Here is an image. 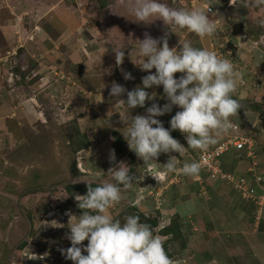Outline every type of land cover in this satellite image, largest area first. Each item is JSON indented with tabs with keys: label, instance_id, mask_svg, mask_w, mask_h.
<instances>
[{
	"label": "crops",
	"instance_id": "crops-1",
	"mask_svg": "<svg viewBox=\"0 0 264 264\" xmlns=\"http://www.w3.org/2000/svg\"><path fill=\"white\" fill-rule=\"evenodd\" d=\"M69 1L71 4L73 3L74 9H78L77 7L80 5L83 13L80 12L81 14L72 18L71 9L65 6L59 17L57 12L52 13L58 8V5L53 1L49 4L50 7L48 8L47 15L40 16L38 7L19 9L25 2L36 4L35 0H0V139H2L3 144H6L5 150L7 151L8 149L6 157L14 163L15 170L26 165L27 162L32 163L35 161V159L30 158V155L28 161L21 156L24 155L26 157V150L29 148L26 139L29 135H37L41 140L43 139L44 147L50 146V152L52 154L56 153V156L61 153L59 146L62 145L59 142V138L52 132L53 128L48 126V121L45 122V124L47 123L46 126H41L39 122H36L38 125L35 123L33 114L38 106L41 105V101L36 96L26 97L25 89H28L27 82L21 81L19 77L16 78L14 76L8 79L9 76H6L8 67L10 66L9 59H21V57L17 56L18 49L24 50L22 51L24 60L28 58L26 59V63L27 61L30 62L29 59L33 58L27 54L26 46L31 41L34 46L30 45V50L34 53V59L37 61L35 63L36 67L42 65L50 69L52 66L56 68L57 65H60L67 68L64 64H69L68 66L71 68L72 64L81 62L83 66L84 64L86 66L88 60V67L96 66V70L102 71L103 69L101 68H105V70L108 69L111 72V67H114L115 55L112 46L118 47L125 42L130 46H135L133 40L143 39L146 32L154 37L163 25L168 29V26L159 18L148 24L134 20L123 0H100L101 4H98L99 0ZM105 1L108 2L105 3ZM165 3L170 7L193 8L203 6L199 0H165ZM210 3H212L213 12L216 15L213 16V12H208L207 14L210 18H214L218 25L216 34L218 32L220 34L221 32L224 34L227 32H231L229 34H236L232 32V29L238 28L239 23H241L247 29L252 40H258V43L261 45L259 50L256 49L255 45H252V42H250L249 47L245 46L242 50L243 61L247 62L246 60L250 59V63L247 62L249 68L243 69L242 64L239 65L238 62L233 63L235 68H240L238 70L242 71V76H246L248 72L262 70V68L264 70V26L257 23L259 18H264V5H257L255 0H242V2L235 0L234 3H231V0H209ZM36 6L38 5L36 4ZM235 7L238 10H235ZM107 16H111L110 22L112 24L108 22ZM43 18L44 20H42ZM60 19L63 20L65 26L60 24ZM30 20H32L31 23ZM71 23L74 24L72 27ZM82 24L84 26L81 27ZM85 25H87L86 28L82 29ZM53 28L54 31L52 30ZM115 28H120L119 30H121L123 37H128L124 40L125 42H117L119 30ZM174 29L170 26L171 33L182 37V42L188 40L193 46L199 48H206L211 45L212 38L216 35L199 37L195 33L179 28H176L178 33L177 31L172 32ZM80 30H83L84 36L87 37V41L83 44L84 46L80 48L79 46H75L74 39L69 44H66L72 36H78ZM168 35L169 33H167ZM28 36H31V38ZM173 41L168 44L171 45L176 42L175 40ZM177 44L176 42L175 46ZM58 45H63V47L67 45V48L63 49V51H57L55 48ZM104 50L105 52L102 53ZM60 53H63V56ZM101 53V63L93 64V58L99 57ZM41 56H44V58L42 59ZM21 60L23 61V58ZM130 66L132 68V65ZM132 71L136 74V82L131 83V89L140 85L142 76L147 73V71L141 69L138 72H136L137 69ZM99 72H96L98 79H93V84L105 81L106 78L103 76L105 72ZM91 83L86 82V84L90 85ZM10 84L11 87L9 86ZM53 89L56 88L52 87ZM147 91L157 92L158 95L155 99L158 104L162 105L166 102L162 86H154L148 88ZM233 95L234 98L242 100L241 102L245 103L246 106H241L237 114L229 118L237 128L232 127L217 142L225 140L228 137L242 135L250 130L251 125L259 126L257 127L258 130H261L260 127L264 126V92L246 89L243 93L242 90L236 89ZM49 97L51 98V95ZM151 103L152 101H146L143 107L136 106L130 111L133 115L145 114L146 107ZM173 107L176 108L175 112L179 110L176 106ZM103 108L108 107L106 105ZM121 108H123L122 105ZM101 109L99 108L98 111H101V113L103 111L104 113V110ZM175 112L172 110L157 118L165 124L170 121V117ZM261 115H263L262 118L260 117ZM85 117L87 116L83 115V117L77 118L78 122L89 119ZM115 122H121L120 118ZM118 125H122V122L118 123ZM117 127H111V134L113 135H110L111 140L109 143H105L109 147H105V152L104 150H100L99 156H109L110 152L113 151V136H115L118 144H121L123 147L127 145V141L123 137L120 128ZM164 127L168 128L169 126ZM43 130L49 134V137L43 135ZM258 132L256 131L253 138L252 151L254 156L247 154L248 148L246 146L243 149H236L230 146L219 157L218 164L225 171L245 176L248 179V183L252 185L254 183V176L260 175V181L254 183L255 195L261 199L260 202L242 197L229 182L217 177L212 178L204 169H201L195 177H188L178 172L164 174V179L160 183H157L155 187L151 184V188H153L152 195L145 194L142 196V199L139 196L136 197L140 180L137 184L133 183L127 189L121 186V193L124 199L110 209L111 214L123 220L124 217L121 213L124 210L121 206L122 203L125 202L126 204L129 202L131 210L141 220L146 221L147 219L157 217L158 220L156 223L154 222L155 224H151V227H155L160 221L168 223L166 228L169 231L162 233L163 235H167V238L163 239V241H166L170 236L172 238L168 243H164L165 251L170 258L184 256L186 261L183 264H264V133ZM170 134L181 144H184L187 150L182 155L175 151L160 153L155 158L156 161H152L158 164L156 170L163 171L164 163L172 156L177 161V168H180L184 163L192 162L197 154V149L187 147L186 134L181 133L179 130H172ZM20 138L24 142L20 146L22 153L18 154L14 151V146H16L17 140ZM10 147L12 148L10 149ZM42 152L41 146L37 157ZM91 157L96 158L95 160L98 161L97 156L91 155ZM7 159L3 162H7ZM128 159L136 161L135 164H132L133 167L130 172L140 174L141 167L139 164L141 163L139 161L142 159L137 157L134 152ZM95 160H85V158H82L81 166L83 167L84 165L85 172H80L77 168H74L73 164L72 169L74 168V174L87 173L88 167H92L93 165L90 164L94 163ZM20 163H24V165L18 166L17 164ZM45 168H47L46 164ZM108 168H98L97 173L103 172L100 176L96 175L98 183L111 182V177L107 173ZM148 181L152 182L153 180L148 179ZM156 190L159 195L158 193L156 194ZM130 215L135 214L132 212Z\"/></svg>",
	"mask_w": 264,
	"mask_h": 264
},
{
	"label": "rangeland",
	"instance_id": "rangeland-1",
	"mask_svg": "<svg viewBox=\"0 0 264 264\" xmlns=\"http://www.w3.org/2000/svg\"><path fill=\"white\" fill-rule=\"evenodd\" d=\"M35 1L38 6L34 3L28 4L25 2V4H22L19 9L23 10L25 8L38 7L40 16H46L48 8L50 7L49 4L54 1L58 5V8L52 13L57 12L59 17L61 16L65 6H68V9H71L70 13L72 18H75L74 16H78L81 14L80 12H82L80 5L77 7L78 9H74L73 3L71 4L69 0ZM98 2V4H101L100 0ZM107 2L108 1H105V3ZM240 2H242V0H240ZM235 10H238L237 7H235ZM65 12L66 10L63 13L65 14ZM44 18L42 20H44ZM106 18L109 20L108 22L111 21V16H107ZM31 21L32 20H30V23ZM60 24L65 26L63 20L60 21ZM72 25L74 24L71 23V27ZM82 26L84 25L82 24L81 27ZM86 26L87 25H85L82 29L86 28ZM166 28L167 27L163 25L154 37L158 38L163 36L167 31H169ZM119 29L120 28L117 30ZM52 30L54 31V28ZM174 31H177L176 28L173 32ZM118 32L119 37L117 38V42H125L124 40L128 37H123L121 30ZM232 32L236 34H229L231 32H227L225 34L221 32L220 34V32H218V34L212 38L211 45L206 48L208 50L215 51L223 58L229 59L232 63L238 62L239 65L242 64V68L246 70L249 68L248 63H250V59L248 58L246 60L248 63L245 62V60L243 61L242 50L245 46L249 47L250 42H252V45L257 47L254 48L258 50L261 48V45L258 43V40H252L251 36L247 32V29H245L241 23H239L238 28L235 27L234 30L232 29ZM167 33H169L167 36L168 43L170 44L171 42H174L173 40H175L178 43L176 45L178 48L182 43V37L172 34L171 31ZM73 39L74 45L77 47L79 46V48L84 46L83 44L87 41V37L84 36L83 30L78 32V36H72L66 44L72 42ZM133 42L135 45L138 43L137 40H133ZM176 42L169 45V47L175 46ZM30 45L34 46V44L29 41L26 46V52L33 59H29L30 62L27 61L26 63V59L28 58L24 60L22 52L24 50L18 49L17 56L21 57V59L23 58V61L19 58L9 59L10 66L8 67L6 76H10L11 78L14 76L16 78L19 77L21 81H26L28 88L25 89L26 97L36 96V98L38 97V100L40 99L41 105H39L34 112L33 118H35L36 123L38 121L37 117H39L41 120V126H46L47 123L45 124V122H49L48 126L53 128L52 132L55 133V136L59 138V142L62 143V145L59 146L61 153L57 156L56 153L52 154V152H50V146L44 147L43 139L41 140L37 135H29L26 139L27 144L29 145V148L26 150V157L24 155L21 156L28 161L30 155V158L35 159L36 163L35 161L32 163L27 162L26 165H24V163H20L17 165H24L26 167H17L19 169L15 170L14 163L6 157L8 155V149L7 151L5 150L6 144H3L2 139H0V264H49L45 260H42L43 258L48 259L47 256H51L53 258V262H56V264H62L63 262L61 259L63 258L67 263L71 264L72 261L70 259H65V256H63L60 249L69 247L71 243L66 238V233L70 231L68 228L69 214L80 215L82 212V210L77 207L78 202L74 199L73 194L86 193L88 187L87 181L92 184H97L98 178L96 175L100 176L103 173H97L98 168L104 169L112 166L114 162L110 161L109 156H103V158L99 156V151L104 150L105 152V147H109V145L105 143H109L111 140L110 135H113L111 134V127L118 126L117 128L120 129L123 127V124L118 125V123L121 122H115L119 118L118 111H123V108H121V105L115 97H111L109 95V89L111 84L116 82L123 85L127 90H131V83L136 82V74H134L132 70L137 69L136 72H138L140 71V68L132 61V59H135V56L131 59L130 50L132 46L128 44L127 47L123 49L125 55L120 65L116 64L114 55V67H111V72H109L108 69L105 70V68H101L103 69L102 71L96 70V66L88 67V60L86 66L85 64L83 66L81 62L72 64L71 68H69V64H64L67 68L60 65H57L56 68L52 66L50 69L43 67L42 65L36 67L35 63L37 61L34 59V53L30 50ZM66 48L67 45L64 47L63 45H58L55 49L57 51H63V49ZM60 55L63 56V53H60ZM41 58L43 59L44 56H41ZM130 65H132V68ZM259 68L261 69V67ZM236 69L240 70V68ZM98 71H100L99 73H103L104 71L105 73H103V76H105L106 79L105 81H99L98 84H93V79H98L96 73ZM148 71H155V69ZM124 72L131 73L133 78L125 79L123 75ZM240 72L242 73V71ZM181 74L182 73L177 72L174 75L179 76ZM241 78L243 82L238 85V90H242L243 93L246 89H253L256 92H264L263 68L262 70L248 72L246 76L243 75ZM86 82L92 83L90 85L86 84ZM9 86L11 87V84ZM52 87L56 89L52 90ZM133 88L134 87H132V89ZM14 90L16 91V89ZM50 95L51 98L49 97ZM122 98L126 99V92L122 94ZM238 100L241 106H246L245 103L241 102L242 100ZM106 105L108 108H103V106ZM99 108H102L104 113L103 111L102 113L101 111H98ZM172 110L175 112L176 108L173 107ZM83 115L87 116L89 119L78 122L77 118H80L81 116L83 117ZM260 117L262 118L263 115ZM44 118L46 119L45 121H43ZM163 126H169V122L165 124L163 123ZM257 127L259 126L251 125L250 130L244 134L250 133L251 131H253L254 134H256V131H259L258 133H264V126L260 127L261 130H258ZM234 128L237 127L235 126ZM43 135L48 136L49 134L43 130ZM113 137L114 141L112 149L115 153L116 160L120 159L118 161H122L127 159L124 162L127 166H130L131 170L133 167L132 164H135L136 161L134 162L128 158H130L131 154H133V151L129 149L128 144L123 147L121 144L117 143L115 136ZM23 142L22 138H20L17 140L16 146H14V151L18 154L22 153L20 146ZM41 146L43 152L37 157ZM11 148L12 147H10V149ZM91 155L97 156L98 161L95 160L96 158H92ZM77 157H80V159L85 158V160H95L94 163L90 164L93 166L88 167L87 173L74 174L73 170L76 168L75 159ZM5 159L8 161L3 162ZM139 162L141 163L139 164L141 172L140 174H137V172L135 174H144L143 180L144 178L148 180L146 167L149 165L151 168L157 169L156 166L158 164L155 162H149L145 165L143 160ZM45 164L47 168H45ZM73 164L75 167L72 169ZM135 182L137 183L138 181ZM149 182L150 184L155 183L154 181ZM160 182L158 181L157 183ZM142 183V180H140L138 188H141ZM254 183L257 182L255 181ZM152 189L153 188L149 189V187H146L145 189L141 188L140 192L136 194V197L139 195L144 196L145 194L150 196L152 195ZM157 193L158 191L156 190V194ZM140 198L142 199V197ZM256 199L257 202L261 201V199L258 200V197ZM121 207L124 210L121 213L123 214V217L130 215L132 212L136 215V213L131 210L129 202L126 204L125 202L122 203ZM157 220V217H155L147 219L146 221H141L151 226V224H155ZM57 222L58 224H62L63 227L52 225ZM167 224L168 223L163 222L164 227L160 229L158 233L162 234L169 231L166 228ZM156 226L152 228L157 230ZM171 238L172 236H170L166 241H163V245L165 242L168 243ZM81 243L87 244V239ZM82 252L86 254L84 249H82ZM33 254L37 257L36 259L32 258ZM40 254L43 258H39ZM171 259L178 260L180 264H183L186 261L184 256ZM179 263L174 261V264Z\"/></svg>",
	"mask_w": 264,
	"mask_h": 264
},
{
	"label": "clouds",
	"instance_id": "clouds-1",
	"mask_svg": "<svg viewBox=\"0 0 264 264\" xmlns=\"http://www.w3.org/2000/svg\"><path fill=\"white\" fill-rule=\"evenodd\" d=\"M123 2L134 20L145 24L159 18L169 30L171 26L199 37L212 36L218 31L215 19L207 14L212 3L207 8H183L170 7L165 0ZM234 2L231 0V3ZM255 3L264 5V0H255ZM257 23L264 26V18H259ZM136 40L138 43L134 47L132 45L130 57L132 59L135 56L132 61L147 74L142 76L141 84L131 90L116 82L109 89V95L123 106V111H118L123 124L120 131L129 149L145 165L156 161L160 153L175 151L182 155L187 150L185 145L170 134L172 130H179L186 134L188 148L207 150L233 127L229 118L241 108L239 100L233 95L243 82L241 72L229 59L219 56L215 51L195 47L188 40L183 41L178 48L169 47L167 32L158 38L146 32L143 39ZM127 44L112 46L117 65L122 63L125 55L123 49ZM102 53L93 58V64L101 63ZM152 69L155 71H148ZM177 72L182 74L174 75ZM123 75L125 79L133 78L129 72ZM154 86H162L166 101L162 105L155 99L157 92L147 91ZM125 92L126 99L122 98ZM146 101L152 103L146 107L145 114L131 113V109L143 107ZM173 106L179 110L171 116L169 127L166 128L157 117L171 112ZM172 157L164 163L165 175L178 172L195 177L199 174L202 167L199 161L186 162L177 168V161ZM109 159L114 162L107 170L111 182H102L93 187L92 183L85 180L88 182L86 193L73 194L78 202L77 207L83 211L80 215L69 214L70 231L66 233V238L71 243L69 247L61 248V253L73 264H174L165 251L163 238L155 234V230L142 222L138 215H126L121 220L111 214L110 209L124 199L121 186L130 188L135 181L142 180L144 174L138 176L130 172L124 161L116 160L114 151L110 152ZM76 168L85 172L77 164ZM148 173L159 182L163 179L159 169ZM52 225L63 227L58 222ZM86 239L87 244H82ZM32 258L37 257L33 254Z\"/></svg>",
	"mask_w": 264,
	"mask_h": 264
},
{
	"label": "built area",
	"instance_id": "built-area-1",
	"mask_svg": "<svg viewBox=\"0 0 264 264\" xmlns=\"http://www.w3.org/2000/svg\"><path fill=\"white\" fill-rule=\"evenodd\" d=\"M199 1L202 3V5L205 8H207L209 6V0H199ZM213 11H214V8L211 5L209 12H213ZM28 37L31 38V36H28ZM8 79H11V77L9 76ZM37 120H38L37 122L40 123L41 120L39 117H37ZM45 120L46 119L44 118L43 121H45ZM235 126L236 125H233V128ZM254 136H255L254 132L251 131L250 133H246L245 135H242V136L238 135V137H237V135H236V136H233L231 138L228 137L225 140H222V141H219L215 144L210 145L207 148V150L201 151V150L197 149L198 151H197V154L195 155L193 161H199L202 165L201 169H204L210 177H212V178L217 177V178H220L224 181L229 182L233 186V188L235 190H237V192L242 197L257 202L256 198L258 196L255 195V185L254 184L252 185V184L248 183V179L243 175L223 170L221 168V166L218 164L219 163V161H218L219 157L222 155L223 152L228 150L230 146H233L236 149H243L246 146L248 148L247 154L254 156V153L252 151ZM76 161H77L76 162L77 167L80 168L81 170H83V168L81 166V162H80V157H77ZM146 168H147L146 174L148 175L147 179L153 180L155 182V183H153V186H156V183L158 182V180H156L151 174L148 173L151 171H156V169L151 168V166H149V165ZM161 174H162L163 179H164V176H165L164 172L161 171ZM260 179H261L260 175L254 176V182L255 181L258 182V181H260ZM142 182L143 183L141 185V188H144V189L146 187L151 188V184L148 180H146V178H144V180L142 179ZM141 188H138V193L140 192ZM139 197H142V195H139ZM259 199L260 198L258 197V200ZM161 227H163L162 221H160L159 224H157V226H156L157 230H155V234L160 235L163 239H165V238H167V235H165V234L163 235V234L158 233L159 228H161ZM41 257H42V255L40 254L39 258H41ZM47 257H48V259H45L42 257L43 258L42 260H45L49 264H56V262H53V258L51 256H47ZM61 261L63 262L62 264H70V263H67L64 260V258L61 259ZM173 261L179 263L178 260H173ZM71 264H73V261L71 262Z\"/></svg>",
	"mask_w": 264,
	"mask_h": 264
},
{
	"label": "trees",
	"instance_id": "trees-1",
	"mask_svg": "<svg viewBox=\"0 0 264 264\" xmlns=\"http://www.w3.org/2000/svg\"><path fill=\"white\" fill-rule=\"evenodd\" d=\"M96 184V183H95ZM95 184H92V186L94 187L95 186Z\"/></svg>",
	"mask_w": 264,
	"mask_h": 264
}]
</instances>
